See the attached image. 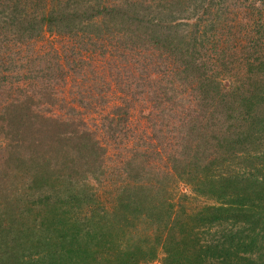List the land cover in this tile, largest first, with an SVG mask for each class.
I'll list each match as a JSON object with an SVG mask.
<instances>
[{
  "label": "trees",
  "instance_id": "obj_1",
  "mask_svg": "<svg viewBox=\"0 0 264 264\" xmlns=\"http://www.w3.org/2000/svg\"><path fill=\"white\" fill-rule=\"evenodd\" d=\"M173 4L180 6L182 11L188 12V16L181 18L180 16L172 18L171 14H168L169 18L164 16L166 12L173 11L170 7ZM217 19L221 22V27L216 28L218 33L212 32L207 36V33L215 30ZM183 20L199 27L200 23H204L207 31L205 29L199 31L200 48L195 45L190 47L191 51L195 50L194 54L197 56H193L194 62L188 64L191 66L199 64L201 68L188 70L191 71L192 78L199 83L196 90L200 92V97L196 100L201 101L203 105L198 112L192 111L188 114L191 117L187 121L189 129L180 134L182 140L188 139L190 135L188 133L192 135L196 120L202 124L204 121L210 123L209 126L204 124L202 127L204 132L212 126L229 127L234 122V126H239L238 130L233 128L234 132L222 127L232 138L228 143L231 146L234 143L243 146L241 143L245 145V140H249L251 136H257L259 132L264 134V0H0V120L5 117L8 121L6 126L14 128L13 132L17 133V139L13 142L17 145L11 144V148L18 150V160L14 161L9 157L8 162L14 163L15 166L16 164L21 167L27 166L34 174L31 183L42 178L46 181L57 168L60 171L79 170L76 159L68 149L80 146L91 151L94 156L92 160H95L91 165L97 174L107 175V168H110L109 180L90 182L88 178L82 176V174L88 175V170H85L79 173L81 180H78L79 183L75 186L81 189L83 194L86 193L87 201L93 203L91 208L100 206L105 213H101L94 220L84 218L79 211L69 215L65 206L70 205V202L67 199L64 202L58 196L57 199L61 204L58 209L56 208L57 214L52 219L40 220L41 228L45 226L51 232L55 229L57 238L62 237L61 240L57 239L61 243H58L61 247H58L57 256L62 258L63 253L67 254L65 264H76L80 256L83 260L78 264H143L153 261L157 255L156 248L155 251L151 248L153 244L147 248H151L148 253L142 254L141 257L136 256L132 250L122 249L118 239L121 226L125 236L132 234L133 230H128L124 224L117 229L113 227L111 221L114 216H118L120 205H125V202L128 203L126 211L124 208L120 213L126 216L123 221H128L130 218L128 208L132 209L138 204L133 200L136 196L133 193L119 196L122 187L124 192H127L141 184L144 188L148 186L156 191L162 186L161 182L156 180L153 187H150L153 174L147 173L146 176L143 169L139 172L137 170V165L141 163L154 168L149 165V156L153 153L143 150L142 144L132 142L128 138L126 127L128 117L125 111L129 104L139 97L144 98L151 91L152 72L161 73L162 65H165L169 58H163L162 48L156 43L155 38H148L149 40L145 41L138 39L136 42H132L131 38L133 35L136 37L137 34L147 37V32L151 34L162 32L164 28L161 27H169L175 21L182 23ZM252 33L251 37L249 34ZM45 35L48 36L46 39ZM122 36L127 39V45L122 44L124 48L120 47ZM163 37L160 35V38ZM99 40L106 42L98 44ZM199 50L201 52L207 50L209 55L203 57L205 55L203 54L199 58L198 55L201 53ZM96 51L104 57L107 64L106 76L111 79V83L118 87L123 98H127V95L130 98L124 106L112 108L114 117L110 118L108 115L102 117L103 122L99 124V128L91 123L90 128L95 129L91 130L86 120H83V115L87 111L86 108H90L87 99L92 95L78 89L73 95L78 99L77 103L80 107L86 108L81 107L80 110L75 111L66 106L67 102L65 104L64 100L57 98L54 86H57L58 81L69 76L70 72L78 78L83 77L82 80L85 81L86 78L81 73L84 71V66L89 64V60L97 53ZM86 56L88 59H85ZM122 56L124 63L118 66L120 60L115 58ZM127 56L130 58L128 59ZM111 63L114 66L110 65ZM114 70L117 74L116 72L114 74ZM234 72L238 73L237 76ZM230 74L239 82V88L232 90L224 88L223 80ZM155 84L161 82L156 81ZM6 86L9 88L7 89ZM229 92L232 95L227 96ZM159 93L158 99L162 100L161 96L164 93ZM100 98L106 99L104 96ZM174 98L175 96L172 95L170 99ZM59 100L63 106H60L61 108L57 107ZM160 105L163 107V104ZM207 111H212L213 115H209ZM161 112L163 118L178 113L173 108ZM98 132L99 140L94 137V133ZM111 149L115 151V156L118 155V151H124L130 156L126 160L128 163L124 170L127 177L120 178L123 167L121 170V166L113 164L114 159L110 158L114 156L108 154ZM160 150L164 152L163 148ZM168 161L172 162L176 170L182 168L183 171H190L192 180L204 182L201 178L205 176V170L200 171L201 167L198 166L202 162L195 156L192 160H186L185 154L181 155L180 151H175L174 155L168 157ZM179 173L183 174L181 171ZM143 174L144 180L141 177ZM236 177L238 176L234 178ZM40 186L29 190L46 189L45 186ZM249 186L245 188L241 184L232 182L229 186L232 191L218 194L220 201L218 205L204 207L194 215L187 212L182 214L183 216L169 214L168 219L174 217L171 220V227L164 223L160 232L161 221L155 218V232L159 234L156 242H160L164 248L166 238L175 227L185 225V229H188L192 219L197 221L200 218L202 224L197 226L193 224L190 232L182 230L179 233L191 243V246L181 254L186 264H206L208 259L206 252L211 246L201 252L204 253L203 256L195 254L199 252L198 248L205 246V242L208 243V240L198 242L197 234L200 226L207 225L219 226L226 230L223 240L233 238L230 232L235 227L239 228L237 232L240 231L239 239L233 238L237 241L235 247L232 244L226 247L227 243H222L219 237L216 241L213 240L217 244L214 246L216 251L218 249L225 251L220 253L219 258H215L217 264H264V258L261 256L264 252L257 247L259 237L256 233L260 231L257 227L261 215L254 212V201L256 199L261 201L260 197H264V182L262 186H256L255 183ZM110 190L112 193L110 199H107L104 195ZM18 192L24 194L20 187L13 194L6 187H0V242H3L4 249H8L6 253L0 251V264H20L18 261L12 262L14 260L11 259L18 255L8 245L10 236L5 227V218L9 216H5L4 213L7 211L13 215L17 206L14 204V210L3 209L6 208L3 202L7 203L8 208L12 207V200ZM167 193L168 191H165L164 195ZM229 197L232 200H229ZM149 199L150 210L152 208L150 213L153 215L157 211L159 213L160 205L163 203L162 197L152 194ZM49 205H44L42 209H48ZM145 205L147 209V204ZM90 221L94 223L92 226L88 225ZM84 231L97 237L99 245L86 246L81 239ZM94 231L98 233L94 234ZM25 236L26 243L32 241L27 234ZM63 239H68L72 248L68 249L64 246ZM46 245L47 248H43L39 253L25 256L28 258L27 261L23 257V264H55L54 245L52 243ZM49 245L53 247V258L50 257ZM189 251L196 256L194 262L189 258ZM163 252L168 259V261L166 258L162 259L164 264H179L173 258L177 254L168 251L167 248Z\"/></svg>",
  "mask_w": 264,
  "mask_h": 264
},
{
  "label": "rangeland",
  "instance_id": "obj_2",
  "mask_svg": "<svg viewBox=\"0 0 264 264\" xmlns=\"http://www.w3.org/2000/svg\"><path fill=\"white\" fill-rule=\"evenodd\" d=\"M170 7L173 11L170 10V13L166 12L164 16L167 18H169L168 14H171L172 18L188 16V12L182 11L183 9L180 6L173 4V6ZM188 11L191 12L189 9ZM216 22L217 23L214 25L215 30L207 33V36H209L212 32L218 33L216 28L218 26L221 27V22H219L218 19ZM161 28H164L162 29V32H156L155 34L147 32V37L137 34L136 37L133 35L131 38L132 42H136L138 39L145 41L148 38H155L157 40L156 43H158V45L162 48L163 58H169V61L165 65H162L161 73L156 74L155 72H152V76L150 78L152 79L150 80L151 91L146 94L144 98L139 97L134 102L129 104V107L125 112L128 117V121L126 123V127L128 128V138L132 142L142 144L143 150L153 153L152 156H149V165L154 168L141 163L137 165V170L139 172L143 169V173L146 172V176H148L147 173L153 174L150 179V187H153L152 185L156 183V180L161 182L162 186L156 191L152 190L148 186L144 188L141 184L136 186L135 189L127 192H124L122 187L119 191V196H126L133 193L136 195L133 200L138 204L132 209L128 208L130 212V214H128L130 215L128 221H123V218L126 216L124 213H120L124 208L126 211V207L128 206L127 202H125V205H120L118 216H114L115 218L113 217L111 221L113 223V227H116L117 229L121 224H124L128 230H133L131 232L132 234L125 236L123 226H121L118 239L119 246H121L122 249L132 250L136 256L141 257L142 254H147L151 248L153 251H155L156 248L155 253L157 252V255L154 257L155 259L151 258L153 261L150 259L151 261L144 262L143 264H164L162 259L166 258L165 253L163 252L165 251V248H167L168 251H172L177 254L176 256H173V258L174 260H177L179 264H186L187 262L181 254L184 253L183 250L191 246V243L187 239H184V237H181L179 233L182 230L190 232L193 224L196 226L202 224L199 220L200 218L197 221H194L191 218L192 221L189 222L188 229H185V225L182 227H175V230H172V233L170 232L169 236L166 238V246L164 248H162L160 242H156V238L159 234L155 232V218L161 221L159 229L160 232V230L163 229L164 223L171 227V220H173L174 217H171L170 219L167 217L171 213H175L176 216H183L182 214L186 212L194 215V213L200 211L204 207L218 205V202H220L217 197L218 194L220 192L228 193L232 191L233 189L229 188L232 182L238 183V185L241 184V186L245 188L250 187L249 184L251 183L252 185L255 183L256 186H262L264 182V134L259 132L257 136H251L249 140H245L247 144L245 143L244 145V143H241L243 146H240L239 143H234V145L231 146V144L228 143L232 138L229 134H227V130L225 133L222 127L229 128V131L234 132V130H238L239 127L234 126V122L231 123L232 126L227 127L225 125H219L215 128L212 126V128H208L207 131L204 132V128H202L204 127V124L205 126H209L210 123H206L204 121V124H202V122L196 120L192 135L191 133H188L190 134L188 139L185 138L182 140L183 138L180 134L189 129L187 128V125H189L187 124V121L191 117H189L188 114L192 111L198 112L201 105H203L201 104V101L196 100V98L200 97V92L196 90L199 83L196 79L192 78V73L188 70H196V68L200 67V65L195 64L198 66H191L188 63L194 62L193 56H197L194 54L195 50L192 49L191 51L190 47L194 45L199 47V31L201 29L206 30V26L204 23H200L199 27L198 25L190 23V21L186 20L184 22L183 20L182 23L175 21L172 22V25H169V27ZM160 35L164 37L160 38ZM249 35L252 37L253 33ZM44 37L46 39L48 36L45 35ZM101 42L106 41L99 40L98 44H101ZM122 44L124 46L127 45L126 37L122 36L120 39V47L124 48ZM199 51L201 52V50ZM96 52L97 53L93 55V58L89 60V62L87 61L89 64L84 66V71L81 73V75H84V78H86L85 81L82 80L83 77L78 78L74 76L75 74L71 75L72 72H70L69 76L64 78L62 81H58L57 86H54L57 98L64 100L65 104L67 102L68 104H66V106L74 109L75 111L84 107H80L77 103L78 99H76L73 95L78 89L87 92L88 95H92L87 99V103L90 104V108L88 109L84 107L87 111L85 110L86 113L83 115V120H86L89 128L92 127L89 126L91 123L99 128V124L103 122L101 120L102 117L107 115L110 118L114 117V114L111 112L112 108L116 106H124L130 98L129 95H127V98H123L124 96L121 92L119 93L118 87L111 83V79L106 76L107 64L104 61V57L99 55V51ZM203 54L205 55L203 56ZM207 54L209 55V51H202L198 57H207ZM236 56L238 55L236 54ZM107 57L108 56L106 55L105 58ZM127 57L128 59L130 58L129 56ZM127 57H125L126 62L129 61H127ZM122 58L123 56L115 58L121 62L117 64L118 66L124 63ZM85 59H88V56H86ZM110 65H113V63ZM117 69L118 68H116V70ZM74 72L76 73V71ZM113 72L115 74L116 71L114 70ZM237 74V72H234L235 76H237ZM156 81L161 82V84H155ZM223 85L222 86L224 88L227 87L230 90L239 88L240 86L239 82L232 78L231 74L225 77ZM6 88L8 89L9 87L6 86ZM159 92L164 93V95L161 96L162 100L158 99L160 94ZM172 95L175 96L174 99H170L172 98ZM228 95H232V93L229 92L227 96ZM101 96H104L106 99L102 100L100 98ZM60 100L58 102L59 106L57 105L59 108L62 106ZM160 103L163 104V107H160ZM169 108H173L178 113H174L175 116L163 118L161 111L165 109L168 110ZM207 112L210 113L209 115H213L212 111ZM6 120L7 119L5 117L3 120H0V187H6V189L10 190L12 194L18 190V187L24 191V194H20L18 192V195L13 198L11 203L13 204L12 207L8 208L7 203L3 202L6 204V208L3 209L6 210H14V204L17 206L13 215L4 211L6 214L5 216L8 215L10 217L5 218V227L10 236V243L8 245L18 255V257L11 258L14 260L12 262L18 261L20 264H23V257L37 254L43 248H47V243H52L54 245L55 264H65V260L68 258L66 257L67 254L63 253L62 258L57 256L58 247H61L59 246L61 243L60 241H57V239L61 240L62 237L57 238L55 229L51 232L50 229H46L45 226L41 228L40 220L52 219L54 215L57 214L56 211L59 208V204H61V202L59 203L60 200L57 199L58 196L63 199L64 202L67 200L70 202V205L65 206L69 215L80 212L84 218L94 220L98 217V215L100 216L101 213H105L100 206L91 208L93 203H91V201H87L86 193L83 194L82 190L78 187L75 188V186L79 183L78 180H81L79 173H82L85 170H88L89 173L88 175L82 174V176L88 178L90 182H95L96 180L99 181L101 179L109 180L110 168H107V175L104 174V176H101L100 174H97L91 165L95 162V160H92L94 156L91 151L88 148L83 149L80 146L73 149L70 147L68 151L72 153V156L76 159L77 165H79V170L70 169L60 171L57 168L51 173L50 177L46 181H44L45 178H42L31 183V179L34 177V174L30 172L27 166L23 165L21 167L18 164L15 166L14 163L13 165L7 160L9 157L14 161L18 160V150L15 151L11 148V144L17 145L13 142L14 139H17V133L13 132L14 128L11 129L10 126H6L8 122ZM90 129L95 130L92 128ZM215 129L218 133H216ZM94 134V137L99 140V132ZM220 134L222 138L220 137ZM164 137L167 139L163 140ZM219 138H221V140H219ZM160 145L162 147H160ZM160 148H163V153ZM175 151H180L181 155L185 154L186 160H192L193 156H195L202 162L198 167H201V172L202 169H204L206 173L205 176L201 178V180L204 181L203 183L201 181L197 182L196 180H192L193 177L190 176L192 174L190 171H183L182 168L176 170V168L173 167L172 162L170 163L168 161V157L174 155ZM117 153L118 155L115 156V151H113V149L108 151L110 156H114L110 158L114 159L113 164L121 166V170L123 167L120 178L127 177L124 170L126 169V164L128 163L126 160H128V157L130 156H127L124 151H118ZM187 163L193 165L189 161H187ZM90 170H94L93 172L95 173L90 172ZM180 171L183 174L179 173ZM187 173L189 174L187 175ZM144 176V174L141 176L143 178L142 180H144ZM235 176L238 177L234 178ZM68 177H71L72 179H69ZM144 183L147 184V182ZM120 184H117V186ZM38 185L45 186L47 190H29V188H37ZM217 188L219 190H216ZM239 189H241V187H239ZM163 191H168L167 195H164ZM111 193L112 191L110 190V192L106 193L104 196L107 199H110ZM152 194L162 197L163 202L160 205V212L158 213L157 211L155 215L150 213L152 212V208L150 210L149 207V196ZM77 196L78 200H76ZM260 199L262 200L260 201L256 199L254 201V212L257 215H261L259 227H257L260 231H256L259 237L257 247L259 249H263L264 252V197H260ZM229 200H232V198L229 197ZM240 202L239 204L242 205ZM144 203L147 204V209ZM44 205H49L47 206L49 208L42 209ZM107 217L108 215L105 216V218ZM93 224V221L88 223L89 226H92ZM20 229L23 233L19 231ZM238 229V227H235L230 232L233 234L232 237L234 239H239L240 237V231L237 232ZM226 232V230L219 226H200L199 232H196L198 234V242H201L200 240H208V243L206 244L205 242L204 247H201V249L198 248L197 251L199 252H196L195 255L203 256L204 253L201 252H204L208 246H211L206 252V256H208L206 264H217L215 258H219L220 253H225V251L221 249H218L217 251L215 250L214 246L217 245L215 244V241L217 240L216 238L219 237L222 243H227L226 247L231 244L235 247L237 242L233 238H224L223 240V234ZM93 233L97 234L98 232L94 231ZM26 234L32 239V241L27 243L25 242ZM81 239L86 246H94L95 244L96 246L99 245L97 237L90 234L88 231L82 232ZM107 242H109V240H107ZM62 243L64 246H67L68 249L72 248L69 245L68 239H63ZM2 244L3 242L1 241L0 251L2 253H6V250L8 249H4ZM151 244H153V247L147 249ZM220 244L221 243H219V245ZM48 249L50 251V257H52L53 247L49 245ZM95 249L99 248L95 247ZM188 255L191 261L194 262L196 256L190 253V251L188 252ZM261 256L264 258V253H261ZM104 258H106V255ZM4 259L5 257L2 261ZM27 260L28 258L25 257V261ZM82 260L83 258L80 256L78 258V262H82ZM78 262H76V264H78Z\"/></svg>",
  "mask_w": 264,
  "mask_h": 264
}]
</instances>
